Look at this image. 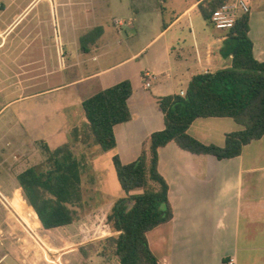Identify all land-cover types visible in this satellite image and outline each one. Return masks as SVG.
Here are the masks:
<instances>
[{
	"label": "rangeland",
	"instance_id": "374dc122",
	"mask_svg": "<svg viewBox=\"0 0 264 264\" xmlns=\"http://www.w3.org/2000/svg\"><path fill=\"white\" fill-rule=\"evenodd\" d=\"M192 1L0 0V264H117L114 258L98 256L97 247H88L112 235L105 215L125 194L112 166L114 152L73 139V129L82 131L85 123L80 99L91 96L106 79L124 80L137 73V61L118 63L161 29L159 19L139 20L141 7L148 12L156 4L167 24L172 12ZM187 19L210 34L211 26L197 10L172 30L181 25L188 35ZM97 28L102 30L98 36L92 33ZM80 38L95 41L82 52ZM161 42L147 47L150 63ZM184 44L183 49L173 44L172 57L183 55L191 66L193 52L188 41ZM110 66L108 78L83 83L84 76ZM186 84L179 75L173 81L176 92ZM43 143L50 150L67 144L81 163V206L71 224L50 230L41 228L22 196V213L8 205L20 191L16 175L44 161ZM156 246L151 248L158 257Z\"/></svg>",
	"mask_w": 264,
	"mask_h": 264
},
{
	"label": "crops",
	"instance_id": "0c3cea01",
	"mask_svg": "<svg viewBox=\"0 0 264 264\" xmlns=\"http://www.w3.org/2000/svg\"><path fill=\"white\" fill-rule=\"evenodd\" d=\"M200 1L193 0L176 14L172 12L174 18L167 24L162 8L160 12L156 4L152 6L154 10L148 12L144 7L139 9V20L157 22L159 19L161 29L143 47L118 63L137 61V73L124 79L130 81L132 88L127 100L131 118L113 127L115 146L110 151L122 164L136 160L142 150H147L149 135L163 129L158 98L181 96L192 76L221 69L230 58L220 54L223 31L211 28L208 34L203 27L196 30L190 19L185 24L188 35L183 33L181 25L172 30L182 18L197 10ZM248 15L252 55L255 60L264 62V0H251ZM160 38L162 42L150 63L145 57L146 49ZM186 41L193 52L191 66L186 64L183 55L172 57L173 44L183 49ZM113 67L98 69L84 76L82 81L108 78ZM178 75L186 79L187 84L176 92L173 81ZM121 81L106 79L97 90L92 89L90 95ZM240 129L230 118L210 117L195 119L187 133L204 145L222 147L225 134ZM157 154V171L167 184L172 210L169 222L146 234L153 255L151 245L157 243L159 256H154L158 264H227L230 260L233 264H264V136L243 146L240 154L231 159L190 154L173 142L158 148ZM11 198L13 205L8 204L9 207L22 213L18 191Z\"/></svg>",
	"mask_w": 264,
	"mask_h": 264
},
{
	"label": "trees",
	"instance_id": "16d2710c",
	"mask_svg": "<svg viewBox=\"0 0 264 264\" xmlns=\"http://www.w3.org/2000/svg\"><path fill=\"white\" fill-rule=\"evenodd\" d=\"M227 1L202 0L197 4L207 26L213 28L212 12ZM3 9L0 3V11ZM248 18V14L237 17L232 28L223 31L220 54L230 57L228 66L192 76L181 96L157 99L163 129L149 135L147 150L126 164L112 156L116 179L125 196L117 198L105 215V224L112 235L88 245L97 247L98 256L114 258L117 264H158L146 234L172 218L168 187L157 171L158 148L173 142L190 154L223 160L238 156L243 146L264 136V62L252 55ZM101 31L97 28L92 33L98 36ZM94 41L95 38L88 42L80 38L82 52L86 51V43ZM131 94L130 82L123 80L82 100L85 123L82 131L73 129V139L90 142L102 152L112 150L113 127L131 118L127 107ZM210 117L230 118L241 129L225 134L222 147L204 145L187 130L195 119ZM42 148L44 161L24 169L15 179L20 201L22 196L41 228L50 230L71 224L75 209L81 206V163L67 144L50 150L43 143ZM79 251L85 254V247Z\"/></svg>",
	"mask_w": 264,
	"mask_h": 264
},
{
	"label": "built area",
	"instance_id": "2783aa9c",
	"mask_svg": "<svg viewBox=\"0 0 264 264\" xmlns=\"http://www.w3.org/2000/svg\"><path fill=\"white\" fill-rule=\"evenodd\" d=\"M251 0H229L216 8L211 16L210 23L214 30L225 31L232 28L237 17L249 14ZM148 86V83H145ZM183 95V93H180ZM227 264H233L232 260Z\"/></svg>",
	"mask_w": 264,
	"mask_h": 264
},
{
	"label": "water",
	"instance_id": "95a60500",
	"mask_svg": "<svg viewBox=\"0 0 264 264\" xmlns=\"http://www.w3.org/2000/svg\"><path fill=\"white\" fill-rule=\"evenodd\" d=\"M230 64V58L227 59V63L225 64V67L228 66Z\"/></svg>",
	"mask_w": 264,
	"mask_h": 264
},
{
	"label": "flooded vegetation",
	"instance_id": "af4514ba",
	"mask_svg": "<svg viewBox=\"0 0 264 264\" xmlns=\"http://www.w3.org/2000/svg\"><path fill=\"white\" fill-rule=\"evenodd\" d=\"M19 202V201H18Z\"/></svg>",
	"mask_w": 264,
	"mask_h": 264
}]
</instances>
